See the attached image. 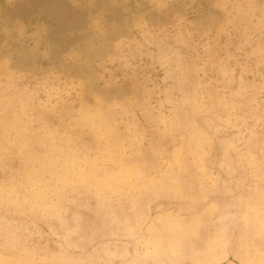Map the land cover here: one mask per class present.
I'll use <instances>...</instances> for the list:
<instances>
[{
    "label": "rangeland",
    "instance_id": "obj_1",
    "mask_svg": "<svg viewBox=\"0 0 264 264\" xmlns=\"http://www.w3.org/2000/svg\"><path fill=\"white\" fill-rule=\"evenodd\" d=\"M69 1L0 0V264H264V0Z\"/></svg>",
    "mask_w": 264,
    "mask_h": 264
},
{
    "label": "flooded vegetation",
    "instance_id": "obj_2",
    "mask_svg": "<svg viewBox=\"0 0 264 264\" xmlns=\"http://www.w3.org/2000/svg\"><path fill=\"white\" fill-rule=\"evenodd\" d=\"M68 3H70L69 0H22L20 3H16V6L14 9L16 10L15 13H19V15L22 13V18L24 21H27L26 23H34L33 21L37 22L39 20H34L35 14L38 12V14L42 13L45 14L46 9L52 8V6H56V10H61V15L58 13L55 17L52 16L53 12L49 11V17L44 19L45 27H50L49 31L52 35L57 33L59 34L61 31L64 32L67 28L72 26L71 18L77 16L80 12L75 10L72 6H70ZM51 10V9H50ZM79 12V13H78ZM37 14V15H38ZM44 18V17H43ZM58 19V21H57ZM52 21V23H51ZM37 25V24H36ZM58 28V29H57ZM57 29V30H56ZM58 43H62L61 41H58ZM64 42V41H63ZM66 42H70V37L66 39Z\"/></svg>",
    "mask_w": 264,
    "mask_h": 264
},
{
    "label": "crops",
    "instance_id": "obj_3",
    "mask_svg": "<svg viewBox=\"0 0 264 264\" xmlns=\"http://www.w3.org/2000/svg\"><path fill=\"white\" fill-rule=\"evenodd\" d=\"M22 0H19V2H21ZM51 9V10H50ZM49 11H51L52 12V8H49V9H46V11H45V15H49ZM22 23V22H21ZM25 24V23H24Z\"/></svg>",
    "mask_w": 264,
    "mask_h": 264
}]
</instances>
